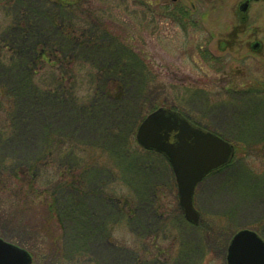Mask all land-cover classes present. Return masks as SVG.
I'll return each instance as SVG.
<instances>
[{
	"label": "rangeland",
	"instance_id": "374dc122",
	"mask_svg": "<svg viewBox=\"0 0 264 264\" xmlns=\"http://www.w3.org/2000/svg\"><path fill=\"white\" fill-rule=\"evenodd\" d=\"M50 1L0 0V91L4 105L0 109V160H6L9 165L15 163L11 161L14 159L29 164L31 160L26 159L44 149L43 136L47 133L56 138L62 150L61 156L44 160L45 163L36 170V173L43 170L44 177L40 182L43 188L47 187L48 179L54 183L67 179L64 172L70 170L77 152L81 154V159L77 160L80 163H90L91 153L100 155L97 156L98 166H106L108 171L104 178L115 193L140 203L149 197L150 190L152 193L160 187L158 194L164 202L160 216L151 213L145 218L149 223L134 231L126 219L115 215L105 219L104 229L114 230L112 239L102 237L103 233L90 236L87 227L85 234L78 236L74 232L77 229L69 226L74 233L66 235L62 230L60 237L66 236L65 242L69 245H64L68 251H59L60 254L76 256L78 250L73 255L72 249L77 245L86 259L83 264H227L228 246L237 232L254 230L264 239V0L250 2L247 13L240 10L245 0H159L169 4L174 11L181 10L185 19L181 26L166 17L154 25L149 22V26L143 21L132 22L133 19L122 14L120 9L135 0H88L96 3L97 8L111 10L110 15L118 26H127V31L139 34L148 42L156 81L167 86L159 91L160 96L153 104L182 111L198 125L223 136L237 147L232 164L207 177L196 189L195 205L202 217L199 226L189 223L181 215L177 219V185L169 162L135 144L137 130L143 122L138 119L141 108L136 107V119L131 120L135 133L124 134L127 141L123 145L128 147L134 160H147L154 166L153 171L142 177L158 175L154 188L153 183L139 179L134 181L133 188H126L120 174L125 172L119 171L122 167L116 161L117 155L111 153L110 140H106L111 135L105 133L104 140H98L103 133L96 135L98 130L92 131V124L90 126L87 120H77L72 105L54 104L53 107L52 103H47L31 110L25 107L19 110L22 103V98L17 99L19 77L13 70L29 53L20 47L22 45L15 44L10 35L11 32L19 33L17 29L12 30L21 21L16 19L21 18L19 11L25 4L32 7L42 2L51 6ZM35 16V13L30 14V20L36 21ZM78 21L75 24L79 26ZM21 22L20 26H27ZM257 41L262 47L254 52L251 47ZM141 47L140 42L138 48ZM69 50L72 54L61 56L63 61L73 62V65L65 62L67 66L73 68L76 62L78 68H82L80 64L89 66V61L81 57L77 60L78 51L84 50L82 47L76 44ZM35 70L34 83L37 85L45 70L40 66ZM81 101L86 103L87 99ZM132 108L134 110L133 104ZM123 117L119 118L122 122ZM14 126L15 130L24 126V130L16 133ZM94 144L103 151L93 152ZM132 182L130 179V184ZM9 194L1 195L0 212H3L4 204L8 210L16 207V201L7 197ZM139 210L143 215L142 209ZM11 233L13 238H4L1 234L0 237L32 253L23 240L18 241L22 230L14 228ZM32 255V264H46ZM64 259L56 264H74L71 258L69 261Z\"/></svg>",
	"mask_w": 264,
	"mask_h": 264
},
{
	"label": "trees",
	"instance_id": "16d2710c",
	"mask_svg": "<svg viewBox=\"0 0 264 264\" xmlns=\"http://www.w3.org/2000/svg\"><path fill=\"white\" fill-rule=\"evenodd\" d=\"M50 3L51 6L40 2L32 7L29 3L25 4L19 11L21 18L16 21L21 20L27 26H20L22 22L18 21L12 31L17 29L19 33L9 34L15 44L22 45L20 47L29 53L13 70L19 77L20 93L17 99L22 98L19 110L24 107L31 110L47 103H52L53 107L54 104L61 107L72 105L77 120H87L90 126L92 124V131L95 128L98 130L94 134L103 133L98 140H104L105 133L111 135L106 140H110L111 153L117 155L116 161L122 167L119 171L125 172L120 174L124 177L126 188H133L134 181L137 182L138 179L148 184L153 183V188L156 187L158 175L142 178L146 172L153 171L154 166L147 160H134L128 147L123 145L127 141L124 134L135 133L131 120L136 119V107L142 109L138 119H143L159 108L153 102L160 96L159 91L167 88L164 82L156 81L157 75L153 74L148 42L139 34L127 31V26H118L110 15L111 10L97 8L92 1L51 0ZM120 10L133 19L132 22L143 21L147 26L150 23L157 24L165 17L172 19L178 26L185 21L181 10L174 11L169 4L159 0H135L132 4H125ZM33 13L36 21L29 18ZM76 15L79 17L76 18ZM80 18L82 20L78 21ZM75 21L81 25H76ZM140 42L142 47L138 48ZM76 44L84 49L82 52L78 51L77 60L81 57L90 62L89 66L80 64L82 68H78L76 62L72 68V61L61 59V56L72 54L69 47ZM65 62L72 65L67 66ZM36 66L45 70L37 85L34 83ZM84 98L87 99L86 103L81 101ZM150 102L153 105L149 108ZM122 116L123 122L119 120ZM23 130L24 126H19L16 130L14 126L16 133ZM46 136L47 133L43 136L44 149L41 153L26 159L31 160L29 164L14 159L11 161L15 163L9 165L6 160H0V197L11 193L7 197L16 201L13 209L8 210L5 204L2 207L0 234L4 238H13L12 229L22 230V237L18 241H24L25 247L31 249L36 260L56 264L65 260L64 258L68 261L71 258L74 264H83L86 259L84 254H80L81 249L77 245L72 249L73 255L78 250L76 256L60 254L59 251L66 253L68 247L64 245H69L65 242L66 236L60 237L62 230L66 235L76 232L78 236H82L87 227L90 236L103 233L102 237L112 239L114 230L104 229L103 226V221L110 216L126 219L134 231L149 223L145 218L151 213L161 215L164 202L158 194L160 187H156L158 190H153L152 193L150 190L149 197L140 203L132 197L118 195L114 189L111 190L112 186H108L104 178L108 171L106 166H98V154L90 153V163H80L77 160L81 159V154L77 152L70 170L66 169L64 172L67 173V179L58 183L48 179V185L45 184L47 187L43 188L44 185L40 184L44 177V173H41L43 170L40 173H36V170L45 163L44 160H54L62 150L56 143V138ZM95 144L91 147L93 152L103 151ZM135 144L138 145L137 141ZM117 167L115 162V168L118 169ZM130 179L133 180L131 184ZM176 212L177 219H180L181 211L177 209ZM69 226L77 230L73 232Z\"/></svg>",
	"mask_w": 264,
	"mask_h": 264
},
{
	"label": "water",
	"instance_id": "95a60500",
	"mask_svg": "<svg viewBox=\"0 0 264 264\" xmlns=\"http://www.w3.org/2000/svg\"><path fill=\"white\" fill-rule=\"evenodd\" d=\"M248 7L246 2L240 9L245 12ZM260 47V43L253 45L256 50ZM137 139L144 148L162 153L169 160L178 183L180 206L187 220L198 224L195 188L209 173L232 160L234 145L167 108H160L142 122ZM32 263L29 251L0 238V264ZM228 264H264V240L254 231H239L230 243Z\"/></svg>",
	"mask_w": 264,
	"mask_h": 264
},
{
	"label": "flooded vegetation",
	"instance_id": "af4514ba",
	"mask_svg": "<svg viewBox=\"0 0 264 264\" xmlns=\"http://www.w3.org/2000/svg\"><path fill=\"white\" fill-rule=\"evenodd\" d=\"M248 1V0H245V2Z\"/></svg>",
	"mask_w": 264,
	"mask_h": 264
}]
</instances>
